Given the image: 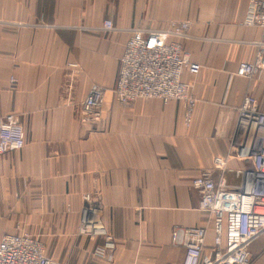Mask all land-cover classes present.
<instances>
[{
  "label": "crops",
  "instance_id": "0c3cea01",
  "mask_svg": "<svg viewBox=\"0 0 264 264\" xmlns=\"http://www.w3.org/2000/svg\"><path fill=\"white\" fill-rule=\"evenodd\" d=\"M246 3L0 0V115L15 114L25 133L22 148L0 155V236L31 233L67 264H180L177 228L203 226L212 244L191 180L231 149L243 95L260 99L264 91V74H235L254 58L261 34L242 25ZM106 18L114 30L103 29ZM169 20L190 22L183 45L200 64L182 74L197 99L188 127L176 100L124 105L112 94L130 30ZM93 83L106 92L101 117L88 121L80 103ZM239 166L231 161L230 181ZM85 204L112 236L109 258L92 253L101 238L78 234Z\"/></svg>",
  "mask_w": 264,
  "mask_h": 264
},
{
  "label": "built area",
  "instance_id": "2783aa9c",
  "mask_svg": "<svg viewBox=\"0 0 264 264\" xmlns=\"http://www.w3.org/2000/svg\"><path fill=\"white\" fill-rule=\"evenodd\" d=\"M242 25L261 30L260 37L252 41L254 58L241 61L235 72L240 79H249L264 71V0H247ZM102 27L115 28L110 18L103 20ZM189 27L188 20H169L159 28H132L120 57L113 97L124 105L139 98H156L164 103L176 100L183 107V120L188 127L197 99L182 74H196L200 69L183 45L189 37ZM105 92L100 84L90 85L80 103L84 120L101 117ZM24 143L25 133L18 117L13 113L0 115V155L16 151ZM230 144L228 153L215 155L211 167L191 180L198 194L197 208L211 221L213 237L208 245L203 226L175 229L173 242L185 247L180 264H250V246L264 234V105L251 92L244 94L237 106ZM231 161L243 164L234 168L232 181L227 177ZM213 169L218 172L216 181L212 178ZM83 200L89 202V195H84ZM78 234L101 238L103 243L94 247L93 255L111 256L112 236L94 216L92 206H83ZM0 264L58 263L46 253L38 237L22 231L0 236Z\"/></svg>",
  "mask_w": 264,
  "mask_h": 264
},
{
  "label": "rangeland",
  "instance_id": "374dc122",
  "mask_svg": "<svg viewBox=\"0 0 264 264\" xmlns=\"http://www.w3.org/2000/svg\"><path fill=\"white\" fill-rule=\"evenodd\" d=\"M258 28V27H257ZM264 71L259 73L257 76H263ZM264 94V91H263ZM262 94V97L259 99V102L264 105V95ZM84 197V196H83ZM251 259H250V264H264V234L261 235L259 238H257L254 242L253 245L251 246ZM58 264L61 263H66L67 262H62V261H57L55 260Z\"/></svg>",
  "mask_w": 264,
  "mask_h": 264
}]
</instances>
